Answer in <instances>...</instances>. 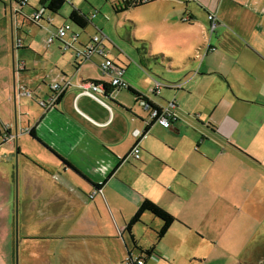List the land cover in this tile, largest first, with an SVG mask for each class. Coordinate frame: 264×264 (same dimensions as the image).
I'll list each match as a JSON object with an SVG mask.
<instances>
[{
    "label": "crops",
    "instance_id": "crops-1",
    "mask_svg": "<svg viewBox=\"0 0 264 264\" xmlns=\"http://www.w3.org/2000/svg\"><path fill=\"white\" fill-rule=\"evenodd\" d=\"M187 1L148 4L147 38L158 44L139 42L136 60L105 45L147 109L123 87L95 90L114 77L102 73L101 55H77L99 35H85L89 26L72 48L48 44L52 34L46 45L23 43L33 25L52 26V14L38 22V9L26 12L30 0H0V264L18 255L20 264H125L130 255L147 264H264V0H205L201 12ZM176 7L185 12L170 22ZM74 10L89 25L97 18ZM160 63L178 65L177 80L161 81ZM62 79L71 86L47 109ZM170 105V128L148 124L152 106ZM9 132L18 139L6 141ZM34 242L38 251H21Z\"/></svg>",
    "mask_w": 264,
    "mask_h": 264
},
{
    "label": "rangeland",
    "instance_id": "rangeland-1",
    "mask_svg": "<svg viewBox=\"0 0 264 264\" xmlns=\"http://www.w3.org/2000/svg\"><path fill=\"white\" fill-rule=\"evenodd\" d=\"M121 0H67L62 10L54 14L52 12L45 13V19L48 18L50 14L51 18H54V24L52 26H47L46 23L42 22L40 25L34 26L32 29H37L33 33L26 34L23 37V43L28 38L32 40L35 39L38 43L45 44L46 41L51 36L50 34L57 33L58 29L65 26L66 24L70 23L69 15L73 11L74 8H81V10L90 15H97L93 24H90L87 28L86 34H91V36H95L96 34H100L97 28H101L104 34L108 36L109 41H112V46H110L109 50L111 52H116L119 55V58L125 62H131V60H136L141 56L142 47L139 45V42L144 41H151L154 42L155 46L158 44V39L156 37H151V39L147 38L148 32H150L153 26L149 23V15L155 9L154 7H159L163 10L164 1L161 0L159 4L153 7L150 5H144L138 8H131L129 11L117 14L114 5L119 3ZM179 2L180 0H168V2ZM183 1V0H181ZM189 7V11L194 10L196 12H201L200 5H204L205 0H192L187 1ZM183 8V6H181ZM26 12L29 14L33 13L35 9H38L39 12L42 11L41 7V0H30L29 7L25 8ZM185 10L180 12L179 8L176 7L175 13L172 12L171 15L168 17V20L172 22V19L182 13L184 14ZM27 15V18L30 16ZM92 23V22H91ZM137 25V27L135 26ZM169 26V24H167ZM52 32V33H51ZM127 34L129 39H127ZM111 43V42H110ZM58 43H56L57 45ZM156 48V47H155ZM123 52V55L120 54ZM156 55L164 54L163 52L155 53ZM129 62V63H130ZM178 65H171L163 63L154 67L153 72L157 75L161 81H172L177 80V74L171 72V67H177ZM22 241V240H21ZM48 245L42 246L44 251L48 250ZM21 251L26 252H34L38 251V242H34L29 244L27 247L21 248ZM20 254V253H19ZM17 264H20L19 255L18 259L16 260ZM127 264V262L125 263Z\"/></svg>",
    "mask_w": 264,
    "mask_h": 264
},
{
    "label": "built area",
    "instance_id": "built-area-1",
    "mask_svg": "<svg viewBox=\"0 0 264 264\" xmlns=\"http://www.w3.org/2000/svg\"><path fill=\"white\" fill-rule=\"evenodd\" d=\"M25 0H20V4L24 5ZM132 2L137 1V3H146L147 0H131ZM136 3V2H135ZM46 13L45 9H42L41 12H38L34 16L35 21H42L44 20V14ZM209 20L211 21V27L212 30H215L217 27V17L216 15L211 14L209 16ZM81 31L77 30L75 26L72 23H68L62 28H59L57 33L53 34L52 37L48 40V44L54 43L56 40H60L62 42H65L67 47H74L76 46L81 38ZM70 39L69 42H67V39ZM109 41L108 36H106L104 33H101L95 37H93L92 42L89 44V46L86 49V52L78 50L77 55L79 57L85 56V58L91 57L93 54H99L103 57V62L100 65L101 71L106 76H113L114 82H112L110 85H113V87H125L127 84L123 80V73L125 72L123 69L119 68L106 54L105 48L106 43ZM19 45L21 46L22 43L19 42ZM71 86L70 81L67 79H62L60 82H55L52 85V97L48 103H43L42 105L45 106L47 109H53L57 106L60 98L65 94L66 90ZM174 88H179L181 86L174 85ZM162 85L157 84L154 88V93L160 94ZM95 90L99 93H104L105 88L103 85H97L95 86ZM20 94L31 97L32 93L28 91L25 88H20ZM142 106L146 107L148 104L146 102H141ZM174 108H172V105L166 107V108H158V109H151L150 115H149V121L148 124L151 125L152 123H158L161 126L165 128H170L172 125V121L177 116L174 111ZM31 132V131H30ZM6 141H13L15 139V136L12 133H6L5 134ZM141 148L140 146H136L132 152V156L136 160L141 159ZM96 194V193H95ZM94 194V195H95ZM93 197V196H92ZM131 258V257H130ZM127 258V261H129V264L138 263V264H145L144 261L139 259H132Z\"/></svg>",
    "mask_w": 264,
    "mask_h": 264
},
{
    "label": "trees",
    "instance_id": "trees-1",
    "mask_svg": "<svg viewBox=\"0 0 264 264\" xmlns=\"http://www.w3.org/2000/svg\"><path fill=\"white\" fill-rule=\"evenodd\" d=\"M155 0H147L146 3H137V1L132 2L131 0H121L119 3L114 5V9L116 11L117 14L120 13H124L129 11L131 8L135 7H142L144 5H148L150 3H153ZM27 3V0L24 1V5ZM66 0H43L41 5H42V9H45V11H51L53 13H59L60 10L63 8V6L65 5ZM48 6V7H47ZM69 20L71 21V23L75 26V28H77L78 30H85L88 26H89V22H90V18L88 15L83 14L80 10H74L72 12V14L69 17ZM105 89L107 90V92L114 90L113 85L110 84H104ZM116 89L118 87H115ZM126 90L130 91L132 94H134L137 98L139 102H146L147 104H149V102L142 97L140 94H138L136 91H134L132 88H130V86L127 84L125 87ZM64 95L60 98L59 102L60 103L63 99ZM151 107V105H150ZM153 109H158L157 107H153ZM177 120V116L174 118L173 121ZM172 121V122H173ZM155 123V122H154ZM30 135L36 137L35 131H31ZM149 256V255H148ZM130 258V257H129ZM133 258H130V260L132 261ZM142 261H144L145 264H147V257H141L140 258ZM127 264H129V261H126ZM133 264H138V263H134Z\"/></svg>",
    "mask_w": 264,
    "mask_h": 264
},
{
    "label": "water",
    "instance_id": "water-1",
    "mask_svg": "<svg viewBox=\"0 0 264 264\" xmlns=\"http://www.w3.org/2000/svg\"><path fill=\"white\" fill-rule=\"evenodd\" d=\"M141 105H142V104H141ZM146 108L149 109V108H150V104H148V105L146 106ZM17 137H18V136L16 135V136H15V139H14L13 141H16V140L18 139ZM129 257H131V255H130ZM131 258H132V257H131Z\"/></svg>",
    "mask_w": 264,
    "mask_h": 264
}]
</instances>
